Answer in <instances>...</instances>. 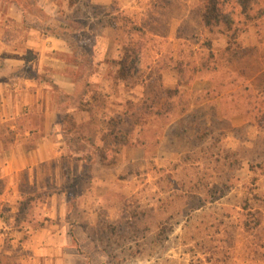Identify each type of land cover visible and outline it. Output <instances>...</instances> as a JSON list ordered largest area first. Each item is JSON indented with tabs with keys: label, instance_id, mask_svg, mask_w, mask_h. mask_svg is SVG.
<instances>
[{
	"label": "rangeland",
	"instance_id": "obj_1",
	"mask_svg": "<svg viewBox=\"0 0 264 264\" xmlns=\"http://www.w3.org/2000/svg\"><path fill=\"white\" fill-rule=\"evenodd\" d=\"M39 2L51 16L36 13L28 24L8 20L3 37L19 52L13 57L15 62L18 57L26 60L24 68H19L25 77L46 81L53 77L57 83L52 89L44 83L28 86L29 93L42 86L47 94L41 98L44 106L52 100L67 112L73 101L65 102L61 96L76 97L84 86L74 77L81 71V58L51 54L58 59L53 65L49 60L41 62L38 52L27 48L32 40L29 31L35 30L41 37L47 27L70 29L69 34L80 39L76 42L84 45L92 58L98 39L109 45L132 40L135 48L125 51L133 55L132 74L137 75L124 89L136 85L145 93L131 101L134 117L130 122L143 128L139 130L147 144V160L141 150L129 151L128 158L135 160L122 164L120 181L112 184L107 198L110 209L100 211L98 224L89 227L90 240L72 220L73 230L82 237L72 246L81 258L70 256L76 250L63 252L65 264H264V15L260 14L264 0H253L248 17L237 10L232 27L221 25L215 30L205 27L202 0ZM2 8L6 12L10 7L4 3ZM155 49L163 52L164 59L154 72L177 70L179 79L165 85L144 79L148 63L157 58ZM113 52L110 50V56ZM2 53L4 57L5 51ZM4 65V59L0 60V70ZM115 69L106 64V80L96 78L93 82V104L105 105L109 93L119 96L118 82H113L114 73L116 77L119 74ZM3 70L13 76L18 73L14 68L12 72ZM97 84L100 89L103 85L110 89L99 95ZM17 96L9 92L7 97V113L16 118V134L0 127V140L8 143L27 129L29 122L32 125L42 119L45 109L39 107L40 114L24 112L20 105L17 108L18 98L23 102L24 97ZM90 101L82 107L88 108ZM135 104L138 107L133 108ZM112 124L107 128L115 129L103 136L109 143L114 141L109 135L121 126L116 120ZM131 124L120 128L122 137L128 136ZM98 125L95 120L92 128ZM119 142L125 141L121 138ZM39 184L40 193L33 194L32 187H27L31 194L23 202L19 196L16 201L14 198L19 208L16 217L35 220L36 225L44 223L52 196L43 190L49 180L40 177ZM3 188L0 181V191ZM7 212L8 208H1L0 217ZM76 214L75 224L79 221ZM3 240L0 238V264H17V258L27 252ZM2 251L12 252L13 261ZM48 259L46 264H57L56 258Z\"/></svg>",
	"mask_w": 264,
	"mask_h": 264
},
{
	"label": "crops",
	"instance_id": "obj_2",
	"mask_svg": "<svg viewBox=\"0 0 264 264\" xmlns=\"http://www.w3.org/2000/svg\"><path fill=\"white\" fill-rule=\"evenodd\" d=\"M36 1L44 12L49 14L39 0ZM4 3L10 7L6 12L2 8ZM8 20L17 24H24V12L8 0H0V60L4 59V68L9 71L12 72L13 68L18 69L15 72H18L16 76H13L12 73H4V68L0 70V127L5 129L8 134H16V126L13 123L16 118H10L9 113H7L9 110L7 98L9 92L24 97L23 100L25 101L23 102H19L18 98L17 107L21 106L24 112L40 114L39 107H45V109L41 111L42 119L32 125L29 122L28 128L17 137L15 135L13 141L8 143L3 139L0 140V181L4 183V188L0 191V209L8 208L9 211L6 216L0 217V238L4 239L3 241L7 239L11 244H17L14 249L23 247L27 252V254L17 258V264H46L49 257L56 258L57 264H65L63 252L76 250L70 256L77 259L81 258L79 250L72 246L75 239L79 242L82 239L76 228L73 230L72 220L74 226H79L83 235L90 240L89 227L98 224L100 211L110 209L107 198L113 191L112 184L120 181L122 164L127 163L128 159V164L135 160L128 158L129 151L137 153V150H141L143 159L147 160L148 151L145 149L147 144L143 143V128L137 123L130 129L131 131H127L130 132L128 136L126 135L125 141L127 140V142L119 148L118 152L113 151L116 148L115 136L118 135V138H121L120 128L124 129L126 121L130 122L134 117V112L130 110L133 102L138 95L139 97L142 96L141 93L145 96V93L138 91L136 85L129 86L125 90V83L136 78L137 74H132V72L127 75L120 71L126 58L128 61H132V58L127 57L126 51H131L135 47H133L132 40L130 42L129 39L128 42H117L112 46L97 38L98 40L92 49L96 50L93 61L99 66V73L92 82H95L96 78L99 81L106 80L103 75L106 64L116 67L115 71L118 70L119 74L116 77V73H114L115 81L113 82H118L119 96L109 93L110 96H105L107 99L105 105L98 106L92 103L93 100H91L92 102L89 100L92 105L89 104L88 108L77 106L65 112L59 109L52 100L44 106L42 99L47 94L43 92L42 86L40 89L34 90L33 93H29L28 86H36L31 82H36L37 85L44 83L50 89L53 87L44 79L31 80L25 77L24 70L20 71L19 68H24L26 65V60L19 61L20 58L18 57L17 62H15L13 57L15 54L19 56V52L16 53L17 48L11 46L12 42H6L3 37V28L6 27ZM43 30L45 33H40L41 37H37L35 30H30L29 36L32 37V40L27 42V48L38 52L37 57L41 62L42 60H49L53 65H57L58 59L55 56H49L51 54L63 53L69 55L70 58L74 56L65 41L47 29ZM81 48L86 49L84 45H81ZM110 50L114 51L112 56H110ZM4 51L6 55L3 57L2 52ZM153 51H155L157 58L152 61V64L148 63V67H150L146 68L148 72L144 79H147V82L155 81L163 85L174 81L176 78L179 79L180 74L177 70L173 72L161 70L160 72L157 69L154 72L153 69L162 64L164 57L163 52L161 53L159 49ZM129 77L130 79H128ZM108 79L105 82L107 84L109 83ZM12 80H14L13 83H11ZM50 82L57 85L53 77H51ZM95 87H97L96 90L99 95L100 92H106L110 89L108 85H103L101 89L99 84ZM49 92L52 95V92ZM136 104L133 108L138 107ZM67 117L70 118L68 121L66 120ZM95 120L100 123V126L98 125L94 129L92 125ZM113 120L122 126L119 125L120 127H117L119 130L113 131L109 135L110 139L114 140L109 143L110 140L108 141V138L104 140L103 136L115 129V127L107 128L108 125L113 126ZM5 124L6 127H3ZM73 141L77 145H85L90 152H80L74 146ZM155 145H158V142H155ZM160 146H163L162 143L159 144ZM156 152L157 155L159 150ZM47 168L49 170L48 175L46 174ZM40 177L50 181V184L45 185L43 190L52 196L48 201L44 223L36 225L35 220L26 221L21 220L19 216L16 217V214H19V208L16 207L14 198L16 201L19 196L23 202L25 196L31 194L25 190L27 187H32L33 194L35 192L40 193ZM72 203L76 205L72 206ZM73 209L74 212L72 213ZM75 212L78 213L76 217L79 219L76 224ZM1 254L7 255L9 260L13 261L12 252L2 251Z\"/></svg>",
	"mask_w": 264,
	"mask_h": 264
},
{
	"label": "trees",
	"instance_id": "obj_3",
	"mask_svg": "<svg viewBox=\"0 0 264 264\" xmlns=\"http://www.w3.org/2000/svg\"><path fill=\"white\" fill-rule=\"evenodd\" d=\"M8 1L17 5L24 12V24H28L29 18L32 16L35 17L34 15H36V13L47 15L44 12V10L38 5L36 0H8ZM202 2L204 5L202 11V17L205 27L209 30H215L221 25H225L230 28L235 23L232 17L233 15H235L237 10H239L240 16H244V17H248L249 13L253 10L252 7L253 0H202ZM260 14L263 16L264 10L261 11ZM47 16L49 17V15ZM47 30L55 34V36L59 37L63 41H65L71 48V51L73 52L74 56L81 58L80 61L81 71L78 74L76 73V75L74 74L73 75L76 78V81L83 82L84 86L82 87V91L76 97L67 94L62 95L61 100L66 102V100L70 98L73 101L72 105L71 106L68 105L67 108H75L77 106L83 108L81 105L82 103L85 102L87 103L89 100H94V97H92L91 95V89L93 87L92 81L99 73V66L93 61V58L89 54V51H86V49L81 48V45L78 44L80 39L75 37L73 33H72L73 35L69 34L70 29L59 26L58 29L47 27ZM77 40L79 41L76 42ZM127 57L132 58L131 61L132 63L127 60L128 58H126L125 63L121 65L122 68L120 69V71L128 75L132 73V70L135 67L134 64L135 62L133 60V55L131 52L127 54ZM48 82L52 85L53 88H55L54 84H52L50 81ZM76 84L77 83H75V87ZM59 109L62 110V108ZM127 123L131 124V122H126L125 124ZM134 124L133 125L131 124V127H133ZM121 138L125 141L126 135L124 134V137L121 136ZM121 138H118V135H116L114 138L116 142L115 151L117 150V152L119 151V148L125 142H127V140L124 143L119 142ZM73 144L79 149L80 152L83 153L90 152L88 151V148L85 145L83 146L77 145L76 142ZM28 204L29 203L25 204V206H28Z\"/></svg>",
	"mask_w": 264,
	"mask_h": 264
}]
</instances>
